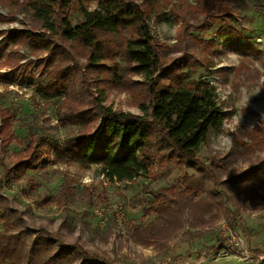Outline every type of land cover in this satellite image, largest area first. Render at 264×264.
I'll return each instance as SVG.
<instances>
[{
  "label": "trees",
  "instance_id": "1",
  "mask_svg": "<svg viewBox=\"0 0 264 264\" xmlns=\"http://www.w3.org/2000/svg\"><path fill=\"white\" fill-rule=\"evenodd\" d=\"M0 3L9 8L19 6L17 0H0ZM160 3L161 0H25L21 7L30 12V28L0 33L3 35L0 36V62L5 57V64H12L8 48L26 46L32 55L46 54L48 60L41 63V96L64 93L68 88L74 89L75 84L80 87L72 100L63 99L61 106L65 111L59 122L81 128L56 146L53 154L39 135L38 127L28 131L27 139L17 138L13 131L14 111L0 105L1 153H6L10 145L21 146L12 153L1 173L5 181L44 169L54 160L80 169L96 166L105 179L118 182L133 181L137 176L155 178V164L174 163L197 171L185 177L179 187L156 191L149 209L155 214L152 223L145 227L126 225L134 243L148 246L158 243L161 236L168 239L176 233L182 227L180 216L186 210H190L193 226L198 219L207 225L214 217V210L224 211L226 220L232 222L240 210L236 203L239 198L241 204L264 206V195L254 189L255 184H264V158L236 176H227L228 168L237 158L255 151L264 152V127L258 125L248 130L249 144L236 140L234 147L223 154L209 151L210 136L223 132L225 113L217 101L214 85L203 79L185 81L188 73L180 68L185 66L186 51H179L184 53L179 55L181 58L168 59L167 52L171 49L154 39L149 18ZM91 4L95 7L90 8ZM185 5L180 16L203 14V20L196 24L183 20L178 38L181 42L188 37L204 48L209 70L215 66L212 57L218 43L200 34L213 28L212 19L223 16L224 4L216 0H194L193 5ZM73 10L80 15L75 24L70 20ZM2 20L0 16V23ZM236 35L233 32L228 36ZM13 54V60L18 59L17 52ZM80 58L85 62L79 64ZM241 68H246L245 63L235 70L240 72ZM88 75H93L97 83L108 82L120 90L141 86L148 106L140 104L141 115L104 106V93L94 98L84 86ZM129 75L142 76V83L130 84ZM84 99L90 107L76 111L72 104L81 106ZM92 122L95 126L87 130ZM202 147L208 152L206 161L199 156ZM223 176L227 177L223 179ZM28 181L32 188L37 186L33 178ZM214 185L220 188L218 193L211 191L210 186ZM198 193H204V199L194 200ZM214 198L219 200L213 201ZM0 206L5 208L0 214L3 223L0 262L12 259L16 264H73L75 261L110 264L98 254L86 253L78 246L66 247L49 235L41 241L26 242L29 237L21 229L23 217H16L14 209L8 208L7 199L1 195ZM156 222L163 228L159 230L161 234L155 231Z\"/></svg>",
  "mask_w": 264,
  "mask_h": 264
},
{
  "label": "rangeland",
  "instance_id": "2",
  "mask_svg": "<svg viewBox=\"0 0 264 264\" xmlns=\"http://www.w3.org/2000/svg\"><path fill=\"white\" fill-rule=\"evenodd\" d=\"M17 1L19 6L15 8L0 3L3 19L0 33L30 28V12L21 7L25 0ZM216 1L224 4L223 16L212 19L213 28L200 34V37L211 38L218 43L212 57L215 66L209 70L204 48L195 45L188 37L181 42L178 38L183 20L192 24L203 20V14L187 13L185 18L179 14L185 4L193 5L194 0H161L149 18V24L154 39L171 49L167 52L168 59L175 56L181 58L183 56L179 55L184 53L179 51H186L185 66L180 68L183 73H188L185 81L203 79L214 85L225 118L223 132L209 138V151L223 154L234 147L236 140L249 144L247 132L250 128L264 127V0ZM94 7L90 5V8ZM79 19V13L73 10L70 14L72 24ZM224 31H228V35L233 32L238 35L229 37L223 34ZM192 33L197 34L195 31ZM7 50L11 52L12 64H5V57L0 62V105L14 111L13 131L17 138L27 139L28 131L38 127L39 135L53 154L56 146L81 128L59 122L65 111L61 106L63 99L72 100L80 92L79 84L58 95L41 96V63L48 60L46 54L32 55L26 46ZM15 51L18 59L13 60ZM195 59L199 60L195 62ZM84 62L83 58L78 61L79 64ZM242 63L246 68H241L240 72L235 70ZM83 71L85 74V68ZM127 79L130 84L136 85L143 81L140 75H129ZM84 86L90 89L94 98L104 93L103 105L115 111L141 115L140 104L148 106L145 90L141 86L120 90L108 82L97 83L93 75H88ZM84 101L81 106L72 104L73 108L77 111L90 107ZM94 126L92 122L87 130ZM20 149V145L13 144L7 147L4 154L0 150V195L7 199L8 208L14 209L16 217H23L21 229L29 237L26 242L41 241L49 235L66 247L78 246L86 253L98 254L110 264H264V261L256 260L259 254L264 256V206L241 204L240 198L236 202L240 210L235 211L237 213L232 222L226 220L224 211L214 210V217L207 225L198 219L192 226L190 210H186L180 216L182 227L168 239L161 236L158 243L151 246L134 243L126 225L134 223L145 227L152 223L155 214L149 209L156 191L181 186L185 177L197 174L194 168L174 163L155 164V178L137 176L133 181L118 182L105 179L96 166L80 169L54 160L44 169L28 171L26 175L5 181L1 173L8 166L12 153ZM263 155L264 152L255 151L249 156L237 158L228 168L227 176L240 174L263 159ZM199 156L207 160L205 147L201 148ZM29 178L37 184L35 188L29 185ZM210 189L213 193L220 191L215 185ZM254 189L264 195V184L257 183ZM204 197V193H198L194 200ZM4 210L0 206V214ZM2 225L0 220V232ZM160 228L156 222L155 231L158 234L163 230L159 231ZM232 237L243 241V249L252 259L238 254L240 250L231 246ZM219 247H223L219 251H223L221 254L226 252L225 255H217ZM0 264L16 262L10 259Z\"/></svg>",
  "mask_w": 264,
  "mask_h": 264
},
{
  "label": "built area",
  "instance_id": "3",
  "mask_svg": "<svg viewBox=\"0 0 264 264\" xmlns=\"http://www.w3.org/2000/svg\"><path fill=\"white\" fill-rule=\"evenodd\" d=\"M209 83L212 84L211 82H209ZM242 242L243 241L241 239H239V238L237 239L236 237H232L231 240H230L231 246H235L237 249L240 250L239 251L240 253H238V254L239 255H242L241 257H244L245 259H252L251 258L252 256L246 250L243 249V243ZM222 252L221 251H218L217 255L220 256V255H225L226 254V252H224L223 254H221ZM256 260L264 261V256L259 254V256H257Z\"/></svg>",
  "mask_w": 264,
  "mask_h": 264
},
{
  "label": "crops",
  "instance_id": "4",
  "mask_svg": "<svg viewBox=\"0 0 264 264\" xmlns=\"http://www.w3.org/2000/svg\"><path fill=\"white\" fill-rule=\"evenodd\" d=\"M261 253H263V252H261Z\"/></svg>",
  "mask_w": 264,
  "mask_h": 264
}]
</instances>
